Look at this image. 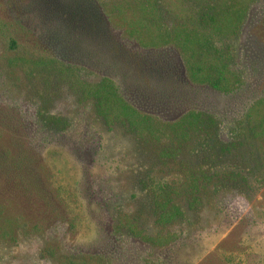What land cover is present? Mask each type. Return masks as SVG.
Masks as SVG:
<instances>
[{"label": "rangeland", "instance_id": "374dc122", "mask_svg": "<svg viewBox=\"0 0 264 264\" xmlns=\"http://www.w3.org/2000/svg\"><path fill=\"white\" fill-rule=\"evenodd\" d=\"M123 1L0 0V151L39 179L0 174L3 215L39 226L0 236V264H264V0L223 31L199 0H158L169 27L222 46L233 92L190 81L177 48L137 46L114 20ZM76 78L113 79L149 127L104 120Z\"/></svg>", "mask_w": 264, "mask_h": 264}, {"label": "trees", "instance_id": "16d2710c", "mask_svg": "<svg viewBox=\"0 0 264 264\" xmlns=\"http://www.w3.org/2000/svg\"><path fill=\"white\" fill-rule=\"evenodd\" d=\"M199 1L202 2L200 9L197 10L201 12L200 23L203 26H212L219 31H223L230 28L224 24V20L241 19L249 3L253 0ZM110 6L116 11L114 14L116 24L137 46L157 54L162 53L166 47L177 48L190 81L205 84L223 92H233L238 86L239 75L231 71L227 62L223 60L226 56L222 46L213 43L208 36L197 35L198 33L195 30L186 26L169 27L163 21L158 0H125L122 3H111ZM95 17L98 16L93 11L92 18ZM195 17L198 19L197 15ZM2 24L6 23L0 19L1 31H3ZM92 24L95 29L101 24V21L98 22L97 20ZM102 25L99 30H102V35H105L107 29L104 23ZM5 37L9 48L13 50L19 48L14 37L6 35ZM22 50L26 55L33 58L42 55L47 62L61 65L59 59L53 58V55L41 54L35 49L29 51L25 47ZM69 71L75 75L76 70L74 67H71ZM75 82L86 96L94 100L98 113L107 122L117 120L125 123L127 121L126 123L136 132L143 126L148 125L150 117L139 112L136 107L124 99L113 79L105 78L98 83H92L76 78ZM47 119V121L53 123H60L61 121L54 116H47ZM33 160L31 156L22 154L8 158L0 151V174L7 177L10 174H24L26 183L31 188L38 189L39 179L32 173ZM3 213L4 208L0 205V236L2 237L11 236V238H14L16 230H21L23 234L39 230L36 223L30 225L21 214L7 217ZM44 251L48 252L49 250L45 248ZM49 252L51 253V251ZM57 260L63 264H93L92 262L69 258H58Z\"/></svg>", "mask_w": 264, "mask_h": 264}]
</instances>
